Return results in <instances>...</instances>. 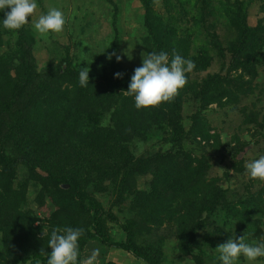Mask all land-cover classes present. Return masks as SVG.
<instances>
[{
  "label": "rangeland",
  "instance_id": "374dc122",
  "mask_svg": "<svg viewBox=\"0 0 264 264\" xmlns=\"http://www.w3.org/2000/svg\"><path fill=\"white\" fill-rule=\"evenodd\" d=\"M151 1L152 11L156 17L164 20L171 29H178V27V30L185 29V20L189 19L190 15L184 20V18L178 19L177 14L183 11L188 12L194 0ZM207 1H210L212 5L210 8H213L218 16L223 12L226 2L233 4V0ZM238 1L244 5L248 24L254 26L257 19L261 17L260 5L264 3V0ZM36 2L38 4L36 13L21 29L33 39L31 45L26 47L33 55L38 69L47 73L44 76L47 82L50 83L52 72L57 71L59 66L66 62L74 72L73 78L78 80L80 68L87 67L91 70L87 87H81L80 84H75L68 78L60 80L59 85L67 88L70 98L65 103L64 116L60 117L62 118L60 127L56 126V121L60 118H56L57 120L49 121V131H46L49 138L56 142L57 152H50L52 155L48 154L46 158L41 157L39 153H32L33 156L30 155L29 160L33 165H48L56 170H64V168L69 170L73 165H80L82 172L89 167L92 163L89 159L91 160L97 152L91 141L80 137L82 132L89 131V135L98 132L113 133L121 126H126L123 124L125 113L121 112L117 115V112L122 104L127 105V97L132 99L129 102L132 107L135 106V100L134 97L125 96L122 92L128 90L134 69L141 66L142 53H157V50L151 43L149 33L144 26L142 0H36ZM50 8L62 11L66 23L59 33L40 34L34 30L32 21L38 19L41 14H46ZM212 20L213 18L206 20L204 27L212 28L214 25ZM227 25V19L219 16V21L212 31L218 34L219 39L222 37L220 41L233 39L231 35L229 37L226 34ZM193 30V32L188 30L189 47L185 59H190L198 44L208 42L203 29ZM18 35L20 30H7L4 26H0V38L3 41L0 52L15 49L14 41ZM116 37L115 53L122 57L121 62H117L115 56L111 60L108 59V56L114 53L112 50ZM194 37L195 39L190 40ZM227 44L223 42L222 47L225 48ZM177 51L180 49L177 48ZM211 54L213 55L211 67L204 72L193 70L186 74L189 79L200 83L201 78L206 74L216 72L224 75L225 71L232 67L229 60L225 59L223 62L216 51H212ZM116 73L122 74V78L117 79ZM233 73L239 74L241 70L234 69L231 71V74ZM244 79L249 81L250 77L245 75ZM191 83L193 85V82ZM51 86L53 87L52 84ZM238 98L235 103L225 102L226 98H223L222 105L213 103L202 111L200 116L207 123L205 129L209 134L208 142L205 140L197 144L195 143L199 141L197 137L196 141H187L184 144L185 148L187 145L192 146L190 152L200 161L196 160L193 165L199 167V171H205L207 186L203 188V194H208L212 189H221L223 192L221 195L227 199V203L217 204L213 211L200 212L195 204H198L204 195L200 193L202 197L195 199L192 194L186 199L184 209L173 213L172 216L158 212L156 217L155 214L148 213V216L134 220L136 217L131 216L129 200L118 201L115 194L107 189L101 192L93 191L95 192L93 197L100 203L103 211L111 210L118 217L117 222H113L104 215L105 232L115 241H124L127 232L123 225H131L134 221L135 229L129 231L132 234L131 240L133 246L143 253L146 260L144 262L130 253L96 242L84 247L81 259L89 255L93 249L98 248L100 250L98 264H105L108 261H114L117 264H221L218 259L219 254L215 251L217 245L226 242L229 238L239 237L245 232L250 243L264 237V182L250 179L245 169L246 160L251 161L264 155V66L258 69L257 76L250 82L249 93L239 94ZM184 99L182 119L187 129L192 123L190 116L196 112L197 106L189 94ZM40 101L46 102L43 98ZM34 104L35 109L41 111L43 105L39 101L38 104L36 101ZM129 107L127 105V109L131 108ZM12 108L17 110L21 106L12 105ZM144 110L150 111V109ZM137 118L140 117H135V120ZM245 135L251 137V144L242 139ZM12 138V142H17L18 138ZM156 150V141L153 139L138 138L132 142V151L137 157L151 155ZM11 153L15 152L11 151ZM236 158L239 161H235ZM240 165L242 171L237 172L236 167L239 169ZM82 176L79 174V178H83ZM26 179L29 181L26 192L27 204L22 208L30 212L37 211L39 220L35 222L33 229L37 233L40 232L38 236L40 239L45 236L44 227L49 233L43 214L47 208L44 206L38 209L36 192L30 186L33 181L27 178L24 169L18 172L16 178L14 177L13 185L16 187L19 182ZM103 183L102 185H107L108 182ZM148 183L149 178L140 177L137 187L145 189ZM249 195L257 198L258 211L254 212L251 207L245 217H240L232 214L229 216L230 211L222 209L226 204L231 203H236V208L240 209L241 197L247 198ZM137 223L138 225H135ZM13 239L0 230V255L3 256L4 262H7L6 251L9 250L14 257H19L30 252L37 241L34 242L26 232L19 230L15 231ZM41 241L38 240L39 246ZM32 242L35 244L33 245ZM51 251L50 248V253ZM237 264H249V262L241 256ZM254 264H264V257L258 258Z\"/></svg>",
  "mask_w": 264,
  "mask_h": 264
},
{
  "label": "trees",
  "instance_id": "16d2710c",
  "mask_svg": "<svg viewBox=\"0 0 264 264\" xmlns=\"http://www.w3.org/2000/svg\"><path fill=\"white\" fill-rule=\"evenodd\" d=\"M142 3L144 26L157 53L164 51L171 56L176 52L185 58L189 47L188 30L193 32V29H203L208 42L198 44L190 57L195 63L194 71L204 72L211 67L212 51H216L223 62L228 59L232 67L226 70L224 75L208 73L201 78L200 83L187 76V84L182 90L169 101L156 108H150V111L145 112L144 109L132 107L129 103L132 99L127 97V105L131 108L127 109L124 103L117 112V115L125 113L123 124L126 126H121L113 133L110 131L89 135L88 131L82 132L80 136L91 141L96 147V154L89 159V162L94 164L90 163L82 172L80 165H73L69 170L65 168L56 170L48 165L31 164L29 156H33L32 153H39L41 157L46 158L48 154L52 155L50 152H57L56 142L49 138L46 131H49V121L64 116L63 109L70 98L67 88H62L59 82L68 78L79 84V80L73 78L74 72L66 62L59 66L57 71L52 72V79L48 78L51 81L47 82V78L44 77L47 73L38 69L33 55L26 47L31 45L32 37L19 29L20 35L14 41L15 49L0 52V230L6 232V235L9 234L12 239L16 230L26 232L30 239L37 241L36 245L32 242L34 246L30 252L19 257H14L9 250L6 251L7 262H4L3 256L0 255V264H47V256L42 255L41 250L50 254L48 237L39 239L40 232L37 233L33 229L35 222L39 220L37 211L30 212L22 208L27 204L26 192L29 181L26 179L19 182L16 187L13 185L14 177L16 178L22 169L27 178L33 181L30 186L36 192L38 209L44 206L47 208L43 214L49 235L55 227L71 226L85 229L79 240V259L84 247L96 242L130 253L144 262L146 260L143 253L133 246L131 240L132 234L129 231L135 229L134 221L131 225H123L127 232L124 241H115L105 232L104 215L113 222H117L118 217L111 210H106L105 214L100 203L93 197L95 194L93 191L101 192L107 189L115 194L118 201L129 200L131 216L136 217L134 220L148 216V213L155 214L156 217L158 212L172 216L173 213L184 209L186 199L192 194L195 199L202 197L203 188L207 186L205 171H199V167L193 165L197 157L190 152L192 146L187 145L185 148L184 144L187 141H196L197 137L199 138V141L195 142L197 144L209 141V134L205 129L207 123L200 116L209 105L213 103L222 105L223 98H226L225 102L235 103L239 99V94L249 93L250 82L257 76L258 69L264 66V3L260 5L261 17L254 26L248 24L247 12L242 2L233 0V4L229 1L224 4L223 12L219 16L227 19L228 28L225 31L229 37L230 35L233 37L231 41L229 39L220 41L222 37L219 39L218 34L212 31L219 21V16L210 8L212 6L210 1L194 0L191 9L188 10L189 13L179 12L178 19L185 20L190 15V18L185 20V29L180 30L179 27L171 29L164 20L153 14L151 0H142ZM4 18L5 13L0 12L1 27ZM210 18H213L214 25L212 28L204 27L206 20ZM193 39L195 37L190 40ZM116 41L117 37L112 52L116 50ZM223 42L228 43L225 48L222 47ZM2 45L3 41L0 38V46ZM177 48L180 51H177ZM233 68L240 69L241 73L231 74ZM245 75L250 77L249 81L244 79ZM187 94L193 97L197 110L190 116L192 123L186 129L182 119V104ZM41 98L46 102H41ZM35 101L43 105L41 111L35 109ZM12 105L21 108L15 110ZM134 116L140 118L135 120ZM61 119H56L57 128L60 127ZM12 137L18 138L19 144L12 142ZM138 138L155 140L157 146L155 153L135 156L132 142ZM17 150L19 153L16 154ZM236 169L237 172L242 171L241 165ZM79 174L81 176L83 174V178H79ZM143 176L149 178L148 187L145 189L137 187L139 178ZM104 181L108 182L107 185H102ZM66 185L67 188L64 187ZM222 193L221 189H212L208 194H203L204 197L198 204L196 203L197 205L195 204L196 208L200 212H210L217 204L227 203ZM256 199L252 195L247 198L244 196L241 197L242 201H239L242 203L240 209L236 208V203L226 204L227 206L222 209L229 210V216L232 214L245 217L251 207L254 212L258 211ZM38 240H42L40 246ZM105 264L114 263L108 261Z\"/></svg>",
  "mask_w": 264,
  "mask_h": 264
},
{
  "label": "clouds",
  "instance_id": "9594fccd",
  "mask_svg": "<svg viewBox=\"0 0 264 264\" xmlns=\"http://www.w3.org/2000/svg\"><path fill=\"white\" fill-rule=\"evenodd\" d=\"M38 8L36 0H0V12L5 13L2 20L7 30H19L29 23ZM34 30L40 34L59 33L66 23L65 17L57 8H50L46 14H41L38 19L32 21ZM116 57L121 62L122 57L117 53L108 56L111 60ZM195 69V63L185 59L180 54L173 52L171 57L167 52L142 53L141 66L134 69L128 85V90L123 91L125 96H133L136 109H150L172 99L180 89L187 84V75ZM90 68H80L79 84L87 87L89 84ZM116 78H122V74L116 73ZM243 140L252 143L251 137L245 135ZM247 175L252 180L264 182V155L257 159L245 162ZM45 237H48V248L51 253L41 250L42 255L47 256V264H98L100 250L93 249L83 259L80 257L79 240L85 233L83 228L71 226L55 227L49 235L47 229H43ZM215 251L219 254L221 264H237L243 256L249 264L264 257V237L259 241L248 242L247 232L241 236L229 238L226 242L217 245Z\"/></svg>",
  "mask_w": 264,
  "mask_h": 264
},
{
  "label": "crops",
  "instance_id": "0c3cea01",
  "mask_svg": "<svg viewBox=\"0 0 264 264\" xmlns=\"http://www.w3.org/2000/svg\"><path fill=\"white\" fill-rule=\"evenodd\" d=\"M114 264H117V263H115L114 261H112Z\"/></svg>",
  "mask_w": 264,
  "mask_h": 264
}]
</instances>
